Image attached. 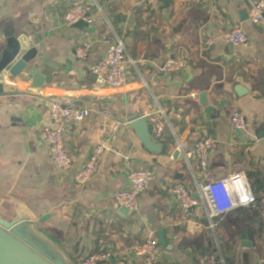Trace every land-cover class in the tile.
Returning <instances> with one entry per match:
<instances>
[{"label": "crops", "instance_id": "obj_1", "mask_svg": "<svg viewBox=\"0 0 264 264\" xmlns=\"http://www.w3.org/2000/svg\"><path fill=\"white\" fill-rule=\"evenodd\" d=\"M249 0H0V56L5 31L13 28L34 42L43 65L55 67L50 83L37 84L31 74H0L5 91L0 98V197L25 207L65 255L68 264L110 251L100 264H133L135 249L149 232L165 233L155 264H196L207 253L218 264H260L264 257V223L258 211L239 207L222 221H209L204 208L189 217L170 188L196 191L200 181L191 157L196 142L211 138L217 147L209 165L217 178L242 171L255 195L264 191V14L251 21ZM95 14L83 29L67 25L65 16L76 5ZM240 29L247 42L232 45L225 34ZM212 40L213 44L208 45ZM125 47L126 80L118 88L100 85L90 66L111 44ZM89 46L87 57L77 50ZM167 61H182L176 73L161 70ZM205 92L206 103L199 100ZM86 106L90 116L65 134L72 160L59 173L42 132L49 124L50 103ZM162 112V138L167 155L150 154L129 126V117ZM242 114L246 128L235 129L231 115ZM120 123L115 129L114 125ZM106 141L99 172L83 186L74 174ZM153 173L140 196L138 211L124 214L113 193L126 189L132 170ZM251 230L255 245L240 246V234Z\"/></svg>", "mask_w": 264, "mask_h": 264}, {"label": "built area", "instance_id": "obj_2", "mask_svg": "<svg viewBox=\"0 0 264 264\" xmlns=\"http://www.w3.org/2000/svg\"><path fill=\"white\" fill-rule=\"evenodd\" d=\"M251 8L250 18L258 23L264 14V0H249ZM95 14L83 4L72 6L65 16L67 25L78 21L85 24H92ZM224 40L232 45H241L247 42V37L240 29H234L224 36ZM208 45L213 41L209 40ZM89 46L80 48L76 52L79 59L87 57ZM182 61H167L161 68L166 73H176L183 69ZM90 73L100 85L118 88L126 80V59L125 47L121 42L111 44L106 55L92 64ZM91 109L86 106L67 105L61 101L54 100L50 103L49 124L42 132V142L49 149L55 169L59 173H66L72 167L71 157L65 148V134L70 126L78 127L90 116ZM152 126V135L156 139L163 136L165 121L162 112H156L149 116ZM231 122L235 129H245L246 119L240 113L231 115ZM120 123H116L117 129ZM217 147L214 139H202L195 143L190 154L199 167L200 181L196 184V191L189 190L183 185H176L170 188V192L184 213L189 217L194 208H204L209 221V227H214V220L222 221L225 216L239 208L251 206L258 211L260 220L264 223V191L255 195L242 171L234 172L222 178H217L209 165L210 153ZM109 150L106 141L97 145L89 160L74 174V181L77 185L83 186L93 178L100 170L101 159ZM154 179L153 173L146 169H136L129 173V185L126 189L117 190L113 193V199L120 208L129 212H136L140 206V196L150 187ZM196 195V196H195ZM160 245L154 232H149L146 241L140 244L134 251L136 258L142 259L140 263L133 264H155L158 259ZM110 251H99L92 253L80 260L79 264H100L109 260ZM196 264H218L215 253L201 255ZM264 264V257L260 259Z\"/></svg>", "mask_w": 264, "mask_h": 264}, {"label": "water", "instance_id": "obj_3", "mask_svg": "<svg viewBox=\"0 0 264 264\" xmlns=\"http://www.w3.org/2000/svg\"><path fill=\"white\" fill-rule=\"evenodd\" d=\"M84 26L83 21L75 23V27L79 29ZM4 33L6 45L0 56V74L13 77L21 73L31 74L33 82L37 84L50 83L55 67L50 63L42 64L44 57L38 53L33 40L26 34L17 35L13 28ZM12 94L5 91L0 83V98ZM199 100L202 104L206 103L205 92L200 93ZM129 126L148 153H169L164 140L156 141L153 138L148 117L134 114L129 117ZM260 136L264 137V128ZM121 212L129 213L124 208H121ZM50 216L45 214L34 219L20 203L0 197V264H68L56 243L37 228V223L47 221ZM240 240L241 247L250 249L255 245L251 230L242 232ZM158 242L161 247H168L163 231L158 232Z\"/></svg>", "mask_w": 264, "mask_h": 264}]
</instances>
